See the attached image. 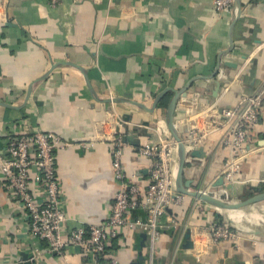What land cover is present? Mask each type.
I'll return each mask as SVG.
<instances>
[{
    "label": "crops",
    "instance_id": "obj_1",
    "mask_svg": "<svg viewBox=\"0 0 264 264\" xmlns=\"http://www.w3.org/2000/svg\"><path fill=\"white\" fill-rule=\"evenodd\" d=\"M52 1L0 0V151L9 137L37 131L70 144L56 156L66 230H88L107 218L120 187L115 147L105 136L127 135L122 163L144 189L154 160L139 155L138 148L157 141L154 128L166 118L173 90L186 91L174 116L184 140L188 127L181 107L186 102L194 115L213 103L214 116L216 109L235 108L243 93L259 92L264 0H234L224 13L213 0ZM228 82L233 83L226 92ZM194 120L201 127L207 122L199 115ZM225 134L223 129L208 132L201 152L186 145L184 180L191 182L190 191L236 204L264 193V106L251 133L262 149L243 161L232 198L225 180L215 186L230 157ZM32 190L39 187L34 184ZM227 215L237 218L233 223L241 228H233L240 239L212 242L206 228L229 222ZM146 216L138 211L132 219ZM162 222L154 257L146 234L125 226L112 242L120 264H264V236L254 231L255 226L264 230V201L210 209L185 195ZM24 254L35 256V264H93L92 255L77 247L62 256L50 253L0 171V264H19Z\"/></svg>",
    "mask_w": 264,
    "mask_h": 264
},
{
    "label": "built area",
    "instance_id": "obj_2",
    "mask_svg": "<svg viewBox=\"0 0 264 264\" xmlns=\"http://www.w3.org/2000/svg\"><path fill=\"white\" fill-rule=\"evenodd\" d=\"M58 2L59 0L52 1L54 5ZM213 2L219 13L230 12L234 4V0ZM232 83L228 82L226 92ZM186 104L181 107L184 113L182 118L188 127L186 145L200 150L208 132L225 130L223 144L228 148L230 157L223 170V177L227 184H234L241 173L243 161L262 149L252 142L251 133L264 106V84L256 94L243 93L235 108L216 109L214 116H210V112L215 109L213 103L204 104L196 115L193 108ZM197 115L207 121L203 127L194 123ZM120 123L122 126L121 120ZM175 124L178 127L177 122ZM154 132L157 141L138 148L139 155L150 156L154 160L149 183L144 189L138 179L127 176L124 169L122 156L127 143L122 133L104 137L115 147L113 167L115 178L120 183L119 190L110 213L102 223L93 225L88 230L80 227L72 231L66 230L68 218L63 209L56 162L58 151L70 144L47 131L8 138L5 150L0 151V171L5 185L14 200L29 212L32 232L47 242L50 253L62 256L67 248L77 247L92 255L93 264H120L112 249V242L128 226L146 234L152 257L156 255L157 244L165 227L162 220L170 208L182 204L185 195L176 189L178 146L165 119L156 124ZM82 145L88 146L85 143ZM33 169H36L34 173ZM34 184L39 187L36 193L32 190ZM137 211L146 212V218L132 219ZM206 229L214 243L237 242L241 237L239 231L234 230L233 225L228 222L214 224ZM30 260L35 261V256Z\"/></svg>",
    "mask_w": 264,
    "mask_h": 264
},
{
    "label": "water",
    "instance_id": "obj_3",
    "mask_svg": "<svg viewBox=\"0 0 264 264\" xmlns=\"http://www.w3.org/2000/svg\"><path fill=\"white\" fill-rule=\"evenodd\" d=\"M239 0H236V3L238 4ZM166 93V90L164 92H162L157 100L156 103H158L160 101V98ZM174 96L171 99L168 109H167V114H166V118H165V122L166 125L171 133V135L173 136L174 140L177 143L178 149H177V154H178V169H177V174H176V189L179 193L183 194V195H188V196H192L200 201L206 202L209 206L210 209H214L215 206H220L221 208L225 209V210H234V209H240L242 207L245 206H251V205H255L261 201H264V193H260L256 196H253L252 198H249L248 200L244 201V202H239L236 204H226L223 201L221 202L220 200H218L217 198H215L214 196H212L211 194H208L206 192H202V191H190V185L191 182L190 181H185L184 180V170H185V166H186V162H187V155H188V149L185 143L184 138L181 136V134L179 133V131L177 130V126L174 123V116H175V110L178 104V101L181 97V95H184L186 93V91H175L173 90ZM127 136V135H126ZM125 136V141L127 140V137ZM202 150V148L200 149ZM199 150V152H201ZM224 183V178H220V180L215 184V186L218 185H222ZM232 184H228L227 185V197L228 198H232ZM228 223L232 224L235 229L240 230V226L236 223H233V219L231 216H228ZM250 231V229H249ZM254 231H256V234L259 236H264V230H261L258 226L254 227ZM191 236V232L190 230L187 232L186 235V239L189 240ZM19 264H35V261L30 260V256L27 254H24L22 256V260Z\"/></svg>",
    "mask_w": 264,
    "mask_h": 264
},
{
    "label": "trees",
    "instance_id": "obj_4",
    "mask_svg": "<svg viewBox=\"0 0 264 264\" xmlns=\"http://www.w3.org/2000/svg\"><path fill=\"white\" fill-rule=\"evenodd\" d=\"M169 97L170 96H167L165 99H164V102H168L169 101ZM138 212V211H137ZM220 224L223 223V222H219ZM219 223H216V224H219Z\"/></svg>",
    "mask_w": 264,
    "mask_h": 264
},
{
    "label": "bare ground",
    "instance_id": "obj_5",
    "mask_svg": "<svg viewBox=\"0 0 264 264\" xmlns=\"http://www.w3.org/2000/svg\"><path fill=\"white\" fill-rule=\"evenodd\" d=\"M231 217H232V219L234 220V219H237L235 216H233V215H230Z\"/></svg>",
    "mask_w": 264,
    "mask_h": 264
}]
</instances>
